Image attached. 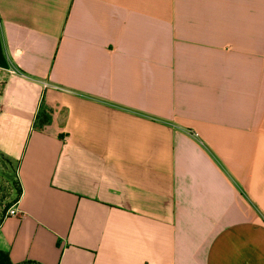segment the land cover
Returning <instances> with one entry per match:
<instances>
[{
	"label": "crops",
	"instance_id": "crops-1",
	"mask_svg": "<svg viewBox=\"0 0 264 264\" xmlns=\"http://www.w3.org/2000/svg\"><path fill=\"white\" fill-rule=\"evenodd\" d=\"M2 161L14 264H264V0H0Z\"/></svg>",
	"mask_w": 264,
	"mask_h": 264
},
{
	"label": "rangeland",
	"instance_id": "rangeland-1",
	"mask_svg": "<svg viewBox=\"0 0 264 264\" xmlns=\"http://www.w3.org/2000/svg\"><path fill=\"white\" fill-rule=\"evenodd\" d=\"M0 169V219L8 205L14 204L17 197L16 168L2 161Z\"/></svg>",
	"mask_w": 264,
	"mask_h": 264
},
{
	"label": "trees",
	"instance_id": "trees-1",
	"mask_svg": "<svg viewBox=\"0 0 264 264\" xmlns=\"http://www.w3.org/2000/svg\"><path fill=\"white\" fill-rule=\"evenodd\" d=\"M50 121V115L48 112L46 111H41L38 115V124L40 127H43L44 125H47ZM18 186L16 188V192H17V197L16 199L14 200V203H16L21 195V186H20V183L18 182L17 183ZM13 204H10L7 206V208L5 209L1 219H0V223L2 221V219L5 217L7 211L10 209V207L12 206ZM0 264H14L12 263V261L10 260L9 258V255L8 253H5V252H2L0 251ZM19 264H36L34 262H24V263H19Z\"/></svg>",
	"mask_w": 264,
	"mask_h": 264
},
{
	"label": "built area",
	"instance_id": "built-area-1",
	"mask_svg": "<svg viewBox=\"0 0 264 264\" xmlns=\"http://www.w3.org/2000/svg\"><path fill=\"white\" fill-rule=\"evenodd\" d=\"M18 212H16L15 210L9 209L5 215L6 216H17Z\"/></svg>",
	"mask_w": 264,
	"mask_h": 264
}]
</instances>
